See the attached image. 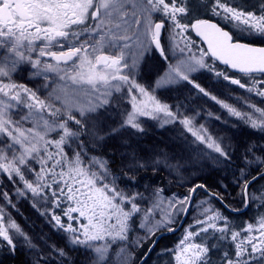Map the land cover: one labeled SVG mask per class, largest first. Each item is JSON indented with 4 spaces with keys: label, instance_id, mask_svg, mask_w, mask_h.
Returning <instances> with one entry per match:
<instances>
[{
    "label": "snow or ice",
    "instance_id": "1",
    "mask_svg": "<svg viewBox=\"0 0 264 264\" xmlns=\"http://www.w3.org/2000/svg\"><path fill=\"white\" fill-rule=\"evenodd\" d=\"M192 33L206 45L199 55ZM244 33L264 40V0L258 12L230 0H0V175L16 184V197L32 200L52 229L65 234L67 245L82 248L90 264H107L113 245L125 253L122 264H137L128 251L142 246L144 238L132 239L137 220L150 236L174 231L197 189L224 203L223 193L203 183L189 184L183 197H169L163 187L146 189V195L122 186L112 161L89 155L109 139L120 138L121 170L132 181L140 170H166L183 184L207 167H235L233 180L246 207L253 199L250 186L264 179V146L248 145L237 163L231 139L208 123L237 127L232 117L264 133V108L243 97L251 111L241 110L217 94L237 86L264 100V47L245 42ZM149 61L156 75L145 79ZM18 71L42 78L46 94L17 82ZM204 73L211 83L200 82ZM50 74L64 82L59 90L51 88ZM161 90L177 93L178 103L161 99ZM185 91L195 107L179 102ZM21 108L26 114L15 119L12 113ZM149 120L175 132L163 148L141 154L133 144ZM15 207L13 195L0 191V250L14 255L22 244L31 264H69L63 247L43 236L38 243L23 230ZM217 242L233 249L220 253L219 264H264V216L234 229L219 210L204 208L171 250L173 264H213Z\"/></svg>",
    "mask_w": 264,
    "mask_h": 264
},
{
    "label": "rangeland",
    "instance_id": "2",
    "mask_svg": "<svg viewBox=\"0 0 264 264\" xmlns=\"http://www.w3.org/2000/svg\"><path fill=\"white\" fill-rule=\"evenodd\" d=\"M180 39V38H178ZM192 39L195 41V45L192 46L193 53L199 55V50L204 49L205 46L194 37L192 33ZM181 43L183 41L181 40ZM142 75L147 79L149 76L156 75V67L154 62L149 61L146 66L144 67ZM207 75L201 76L200 82L204 84L211 83L207 79ZM51 88H56L59 90L60 86L64 83L59 81L55 75H52ZM30 82V81H28ZM45 83V81L40 78L36 80H31V85L33 88H39L42 93L47 92L41 85ZM217 94L220 95L221 99L226 100L233 106L237 107L241 110L251 111V109L247 108V105L244 103L243 97H235L233 94V89L230 87L229 89H217ZM161 99L167 101L170 104H177L178 103V94L175 92H168L166 90H161L159 93ZM252 103L255 105L258 103L255 98H249ZM206 100V98H205ZM179 102L186 103L189 106L195 107L196 102L194 98L190 97V94L185 91L182 95H179ZM55 104L59 105L60 101H54ZM201 105H203L204 101H199ZM208 104H211L212 110L220 112L222 115L227 117V113L225 110L220 109L219 105H215L214 102L208 101ZM27 109L21 108L18 112H13L12 115L15 119H19L21 115L26 114ZM255 115H259L256 113ZM229 120L233 121L237 127H231V125L221 124L218 121H208L209 127L212 131L225 136V139H231L232 147L236 149V157L237 163H239V156L244 151L245 147L248 145L256 144L259 146H264V133H260L252 129L251 127L240 123V121L235 120V118L227 117ZM147 124L150 125L148 127L146 133L143 137L139 140L134 142L133 147H138V150L141 151V154L144 153H151L153 150H159L164 147L165 144H168L169 141L173 138L175 128L174 126L168 125L166 128L162 129L157 126L155 121H147ZM25 128L31 127L32 124L30 122H25L23 125ZM91 147V145H89ZM97 151H106L113 156L109 155H102L99 153H92L90 152L89 155H97L108 158L111 163V168L114 173L121 176L120 183L122 186L131 185L132 191H142L145 192L147 195L146 189L150 190L153 187H163L168 194L169 197L172 195L176 196H186L188 195V185L192 183H203V181H207L208 184L213 183L216 180H219L220 183L227 185L228 178L230 175V170L235 169V167L230 169H222V168H214V167H207L202 172L197 173L191 176L189 179L186 180L185 183L181 184L178 183L176 179H173L168 172L159 171V172H152V171H143L140 170L136 176L135 180H129L125 177L121 170V163H122V155L124 154V147L121 145L120 138L117 137L116 139H109L106 142V145L103 148H93ZM117 169V170H116ZM18 180V178H15ZM20 186L23 187L22 182ZM16 184L10 181L7 177V174L0 175V191H8L10 194L13 195L16 203V207L12 209V213L14 219L18 222V224L23 228V230L36 242L40 243V238L43 236L47 239L49 244H56L59 247H63L67 252L69 264H90V258L85 255L84 250L82 248L73 249L71 245H67L66 236L61 231H56L52 229L51 225L48 223L45 216L40 215L37 213H33L32 215V223H26L22 218L18 217V209L26 208L30 204V199L25 197H16L14 193V189ZM43 208V205H40ZM145 206L147 203L145 202ZM58 213V209H56ZM182 216V215H181ZM180 216V218H181ZM161 218V213L159 210L155 213V220H159ZM178 219V222L180 220ZM197 218L196 215V208L195 204L191 210V214L189 219L182 229V231L175 236L173 239L168 240L162 247H158L154 253L152 254V261L148 264H173L171 250L175 249L177 246V242L180 238L184 235L185 230L193 223V221ZM177 222V223H178ZM137 227L135 231L132 233V239H140L142 240V246L136 247L134 249H128V251L134 252V259L138 262L141 256L149 249L150 245L154 241L156 235L163 229L157 231L154 236H150L146 229L139 228V220H137ZM177 223L173 225L176 226ZM103 243V241L99 242ZM67 245V246H66ZM17 248L24 249L23 251L27 252V255H23V257L27 260L29 264H31L32 257L29 255L28 250L22 245L18 244ZM125 256V253H121L120 248L116 245H113L111 249H109L107 264H122V260ZM18 258L17 252L15 254H10L7 250H0V264H7L15 261Z\"/></svg>",
    "mask_w": 264,
    "mask_h": 264
},
{
    "label": "flooded vegetation",
    "instance_id": "3",
    "mask_svg": "<svg viewBox=\"0 0 264 264\" xmlns=\"http://www.w3.org/2000/svg\"><path fill=\"white\" fill-rule=\"evenodd\" d=\"M231 3L241 5L248 10L252 11H259V5L261 0H230ZM211 19L215 20L216 17H211ZM220 24L223 25L226 29L231 28L232 25H229L225 23L223 20L220 21ZM194 35V33H193ZM194 37H196L194 35ZM243 38L245 42H249L252 45L256 46H262L264 47V40H261L256 37L249 36L247 33L243 34ZM198 41H200L202 44L203 42L196 37ZM204 45V44H203ZM221 69L224 68V66L219 65ZM231 71V70H229ZM54 75V74H50ZM204 75H209L208 73H204ZM235 75H240L239 73H235ZM14 79L19 83H24L28 87H32L31 80L40 79L39 77H33L29 75V72L26 71H18ZM247 79V78H245ZM30 81V82H28ZM226 83V82H225ZM233 89V94L235 97H253L258 102L256 104L257 107L264 108V100H262L260 97L249 94L245 92V90L238 88L237 86H230ZM236 171V169L230 170V175L228 178L227 187L225 188V185L220 183L219 180L214 181L211 184H205L208 189H210L212 192H220L223 193V200L224 203H221L219 200H216L215 198H212L209 200V197L205 194V191L203 189H200L196 193L195 197V208H196V215L199 216L202 210L206 207H211L213 209L219 210L224 216L228 217L231 226L234 229H242L247 226L248 223L256 224L257 221L261 216H264V201L259 199L260 195L264 193V179H260L257 182H253V184L250 186V192L252 193L253 199L252 201L245 207L241 201L240 196L238 194L239 190L236 187V184L233 180V173ZM209 200L208 205H204L201 202ZM225 205H230V207H225ZM41 208V206L39 205ZM42 209V208H41ZM233 209H239L238 211H233ZM59 210V209H58ZM18 217L22 218L26 223H32V215L33 213L39 214L40 217H42L41 212L37 210L36 207H33V201L30 200V204L26 208H19L18 209ZM59 212V211H58ZM243 235H248L247 233H242ZM199 239V238H198ZM209 244L213 243V240L208 241ZM151 246V245H150ZM24 249L17 248L16 252L17 255H27V252L23 251ZM148 251V250H147ZM147 251L141 256L140 260L137 262V264L145 257ZM223 251L232 252L233 249L230 244H222L217 242V250L212 253V259L213 264H219V257L220 253ZM27 261V260H26ZM152 261V255L148 258V260L145 261L144 264H148Z\"/></svg>",
    "mask_w": 264,
    "mask_h": 264
},
{
    "label": "water",
    "instance_id": "4",
    "mask_svg": "<svg viewBox=\"0 0 264 264\" xmlns=\"http://www.w3.org/2000/svg\"><path fill=\"white\" fill-rule=\"evenodd\" d=\"M206 46V45H205ZM254 47H262V46H256V45H253ZM200 189H197L196 192L193 194L192 196V201H191V207H189L188 209V212L186 215H182L181 219H180V222L178 223V225L174 228L175 230L174 231H163L161 233H159L156 238H155V244L154 246H152L151 248V252H147V254L145 255V257L138 263V264H144L145 261L150 257L151 253L155 250V248L157 247V245L159 244V242L165 238V237H168V236H172V235H176L178 234L182 228L184 227V225L186 224L189 216H190V213H191V210L193 208V205H194V201H195V197H196V193L199 191ZM153 244V243H152Z\"/></svg>",
    "mask_w": 264,
    "mask_h": 264
},
{
    "label": "trees",
    "instance_id": "5",
    "mask_svg": "<svg viewBox=\"0 0 264 264\" xmlns=\"http://www.w3.org/2000/svg\"><path fill=\"white\" fill-rule=\"evenodd\" d=\"M89 147H90V146H89ZM90 148H91V147H90ZM91 152H92V153H93V152H94V153H99V154H102V155L113 156V155H111V154H109V153H106V151H103V150H101V151H97V150H95V149H92ZM116 170H117V169H116ZM203 183L208 184L207 181H203ZM174 237H175V236L167 237V238L163 239V240L159 243L158 247H162L165 243H167L168 240H171V239H173ZM158 247H157V248H158ZM157 248H156V249H157ZM7 264H29V263L26 261V259H25L23 256L18 255V258L15 259V261H13V262H11V263H7Z\"/></svg>",
    "mask_w": 264,
    "mask_h": 264
}]
</instances>
